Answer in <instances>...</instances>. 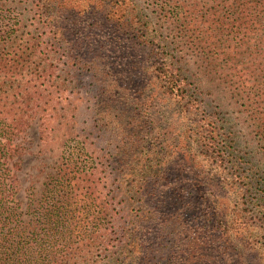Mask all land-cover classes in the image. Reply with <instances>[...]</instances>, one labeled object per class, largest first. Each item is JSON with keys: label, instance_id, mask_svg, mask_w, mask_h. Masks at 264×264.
I'll use <instances>...</instances> for the list:
<instances>
[{"label": "trees", "instance_id": "obj_1", "mask_svg": "<svg viewBox=\"0 0 264 264\" xmlns=\"http://www.w3.org/2000/svg\"><path fill=\"white\" fill-rule=\"evenodd\" d=\"M155 2L156 28L134 0H25L21 33L0 3V264H264V0ZM32 117L52 158L22 205Z\"/></svg>", "mask_w": 264, "mask_h": 264}, {"label": "rangeland", "instance_id": "obj_2", "mask_svg": "<svg viewBox=\"0 0 264 264\" xmlns=\"http://www.w3.org/2000/svg\"><path fill=\"white\" fill-rule=\"evenodd\" d=\"M141 8L143 15H146L150 19V24L156 28L158 23L157 15L162 13L161 5L156 3L155 0H134ZM208 0H190L191 3H198L199 9L207 3ZM1 6L4 10L6 17H10L18 21V33L25 32V0H0ZM25 27V28H24ZM168 33V30L165 32ZM173 35V34H171ZM86 78H82V81H86ZM210 83V81L203 79ZM212 83V82H211ZM212 85V84H211ZM212 85V91L217 93L219 97L215 98V94L212 95L215 101L222 102L225 111L236 119L238 129L243 137L250 138L249 130L247 129V123L244 120L243 115L238 111V106L233 99H230L220 87ZM248 142H251L248 140ZM252 143V142H251ZM12 146L17 150L11 163H14L13 170L17 179V193L16 198L21 201L22 205L25 201V196L28 190L39 191L41 188V181L50 168L47 166L51 163L50 153H44L40 150V142L38 139L37 125L35 117L30 118L25 128L16 136L12 141ZM29 188V189H28Z\"/></svg>", "mask_w": 264, "mask_h": 264}]
</instances>
